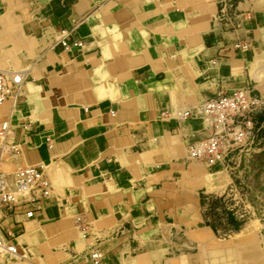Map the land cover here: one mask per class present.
Instances as JSON below:
<instances>
[{"label":"crops","instance_id":"crops-1","mask_svg":"<svg viewBox=\"0 0 264 264\" xmlns=\"http://www.w3.org/2000/svg\"><path fill=\"white\" fill-rule=\"evenodd\" d=\"M37 4L42 16H11L21 28L4 33L0 58L34 59L54 36L10 111L20 152L5 160L8 174L34 165L45 182L0 209L13 264H146L152 223L180 226L200 189L232 179L222 164L193 160L189 145L208 136L206 99L240 89L264 97V0ZM208 229L194 238L212 237Z\"/></svg>","mask_w":264,"mask_h":264},{"label":"rangeland","instance_id":"rangeland-1","mask_svg":"<svg viewBox=\"0 0 264 264\" xmlns=\"http://www.w3.org/2000/svg\"><path fill=\"white\" fill-rule=\"evenodd\" d=\"M37 2L38 0H0V58H7L2 39L4 33L17 29V22L11 16L22 15V9L34 11L36 8L38 10L34 11V18L42 16L41 6ZM20 28L18 25V29ZM53 37L49 32L45 33L43 39L48 47L53 44ZM48 47L41 50L34 59H23L18 64L16 60L10 61L8 58L6 65L0 66L12 65V69L16 71L30 70L47 62L46 57L37 60ZM256 120V127H262L257 131L255 145L250 151L236 152L228 162L227 168L232 179L226 187L222 184L212 191L200 189L198 201L192 199L185 204L182 213L184 220L180 226L152 223L149 234H146L149 240L144 249L146 264H264V111ZM3 169L7 173L11 171L6 164H3ZM210 194L225 196L221 201L205 199L202 205V195ZM194 210L202 214V219L198 222L197 211ZM204 212L207 213V218H204ZM231 216L241 223L239 228H232L229 224ZM207 222H214L217 229ZM225 226L231 229L224 230ZM207 227L211 229L212 237L205 239L201 236L202 241L198 242L194 238L195 233L209 230ZM28 259L26 257L25 260ZM15 261H19L15 255L0 253V264H13Z\"/></svg>","mask_w":264,"mask_h":264},{"label":"built area","instance_id":"built-area-1","mask_svg":"<svg viewBox=\"0 0 264 264\" xmlns=\"http://www.w3.org/2000/svg\"><path fill=\"white\" fill-rule=\"evenodd\" d=\"M64 39L61 41L66 44ZM26 76L25 70L0 68V209L23 202L45 184L43 173L37 166H18L11 174L3 169L6 158L16 157L20 152L19 145L12 138L10 111L23 96ZM6 104L9 106L5 107ZM199 110L209 120L208 136L189 145V154L193 160L210 167L219 164L227 167L236 152L252 150L257 131L262 127H256L257 116L264 111V98L260 94L251 89L221 91L206 99ZM192 114V109L185 110L181 118L187 119ZM27 214L32 216L33 211ZM0 253H18L16 245L1 232ZM93 258L98 263L101 254L95 252Z\"/></svg>","mask_w":264,"mask_h":264},{"label":"trees","instance_id":"trees-1","mask_svg":"<svg viewBox=\"0 0 264 264\" xmlns=\"http://www.w3.org/2000/svg\"><path fill=\"white\" fill-rule=\"evenodd\" d=\"M225 195H222V196H215L214 194H210V195H202V198H201V203L202 205L204 204V200L205 199H215L217 201H221L223 198H224ZM203 216L204 218H207V213L204 212L203 213ZM207 224L213 226V228L217 229V225L214 223V222H207ZM229 224L232 226V228H239V225L241 224L240 222H237L235 217L231 216V220L229 221ZM224 230H230L231 228H228L227 226H225L223 228Z\"/></svg>","mask_w":264,"mask_h":264},{"label":"bare ground","instance_id":"bare-ground-1","mask_svg":"<svg viewBox=\"0 0 264 264\" xmlns=\"http://www.w3.org/2000/svg\"><path fill=\"white\" fill-rule=\"evenodd\" d=\"M0 68H3V67H0ZM7 69H10V67L7 68ZM10 70L16 71V70H14V69H12V68H11ZM19 71H20V70H19ZM21 71H22V70H21ZM25 71H26V70H25ZM26 72H27V71H26ZM4 163H5V161L3 162V164H4ZM256 226H257V225H256ZM253 230H254V229H253ZM253 230H252V231H253ZM252 231H251V232H252ZM0 232H1V231H0ZM1 233H2V232H1ZM2 235H4V234L2 233ZM203 235H204V234H203ZM4 236H5V235H4ZM201 236H202V235H201ZM5 254H6V253H5ZM9 254H10V253H9ZM11 254H12V253H11ZM17 254H18V253H17ZM17 254H16V253H13L12 255H15V256H16ZM19 256H20V255H19ZM222 264H231V263L226 262V263H222Z\"/></svg>","mask_w":264,"mask_h":264}]
</instances>
